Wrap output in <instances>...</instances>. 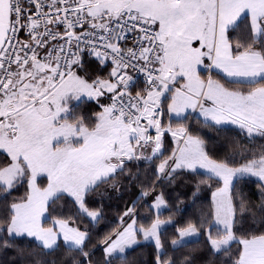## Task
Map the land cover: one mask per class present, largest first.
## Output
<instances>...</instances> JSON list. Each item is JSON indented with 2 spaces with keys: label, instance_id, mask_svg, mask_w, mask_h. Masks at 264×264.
Listing matches in <instances>:
<instances>
[{
  "label": "snow or ice",
  "instance_id": "6c2138e0",
  "mask_svg": "<svg viewBox=\"0 0 264 264\" xmlns=\"http://www.w3.org/2000/svg\"><path fill=\"white\" fill-rule=\"evenodd\" d=\"M178 182L209 203L177 219ZM149 244L150 264H264V0H0V264Z\"/></svg>",
  "mask_w": 264,
  "mask_h": 264
},
{
  "label": "trees",
  "instance_id": "16d2710c",
  "mask_svg": "<svg viewBox=\"0 0 264 264\" xmlns=\"http://www.w3.org/2000/svg\"><path fill=\"white\" fill-rule=\"evenodd\" d=\"M83 108L85 111L88 110H98L95 106L94 103H89V104H85L83 105ZM232 145H227V148L229 151L232 150ZM141 168H144L145 165L141 164L140 165ZM166 191V198L169 199H173L176 200V198L178 197V206L181 209V212L178 214L177 219H179L181 216L184 218H188L193 216L194 214L198 213L200 206L201 205H207L210 201V192L207 191H202L199 195H200V199L196 202V204H192L191 200V192L189 190V187H186L183 183L178 182V186L176 187H166L165 188ZM187 192V196L183 195V193ZM23 193V189H19L17 191L13 192V195H21ZM131 193H126L122 198L120 199H113L110 203H111V207L108 211V215L110 217H115L118 211H121L124 207V203L125 201H128L130 198ZM255 198V197H254ZM11 199V198H9ZM151 199L147 200V204H151ZM138 211H140L141 215H147L148 214V210L147 207L145 208H141L138 209ZM172 211V209H166L164 210L161 215L163 217H167V215L169 214V212ZM105 230V224L104 222L101 223L100 225V231L103 232ZM174 231V228H169L168 232H172ZM195 243H193L191 245V247H195ZM188 249H183L182 251H187ZM151 252H152V246L149 245H145L142 246L141 248L136 249L134 252L130 253V257H135L138 261L139 264H150L151 261ZM36 259H40V257H35Z\"/></svg>",
  "mask_w": 264,
  "mask_h": 264
},
{
  "label": "built area",
  "instance_id": "2783aa9c",
  "mask_svg": "<svg viewBox=\"0 0 264 264\" xmlns=\"http://www.w3.org/2000/svg\"><path fill=\"white\" fill-rule=\"evenodd\" d=\"M23 35H24V34H23V33H21V36H22V37H23Z\"/></svg>",
  "mask_w": 264,
  "mask_h": 264
},
{
  "label": "rangeland",
  "instance_id": "374dc122",
  "mask_svg": "<svg viewBox=\"0 0 264 264\" xmlns=\"http://www.w3.org/2000/svg\"><path fill=\"white\" fill-rule=\"evenodd\" d=\"M150 203H151V202H150ZM166 209H167V208H165L164 210H166ZM164 210H163V211H164ZM163 211H162V212H163Z\"/></svg>",
  "mask_w": 264,
  "mask_h": 264
}]
</instances>
